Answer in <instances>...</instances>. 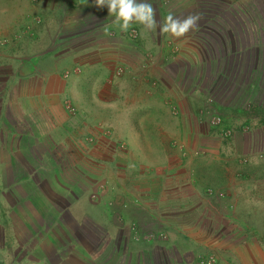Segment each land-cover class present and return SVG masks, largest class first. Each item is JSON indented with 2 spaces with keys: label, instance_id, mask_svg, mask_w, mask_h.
<instances>
[{
  "label": "rangeland",
  "instance_id": "rangeland-1",
  "mask_svg": "<svg viewBox=\"0 0 264 264\" xmlns=\"http://www.w3.org/2000/svg\"><path fill=\"white\" fill-rule=\"evenodd\" d=\"M83 1L18 0L14 10L11 3L0 6L3 76L10 62L17 60V68L22 67L53 47H80L90 37L109 43L102 36L105 26L99 27L109 21L106 7ZM148 2L158 23L169 13L181 19L199 17L198 27L182 37L158 29L147 31L138 23L126 32L118 30L116 36L130 39L131 44L145 43L143 56L132 55L136 70H159L166 83L180 85L187 94L184 103H190L194 118L185 122V130L191 128L196 137L187 140L194 146L189 154L181 151V160L190 168L181 176L197 184L203 202L195 201L191 190L183 187L174 195L171 188L165 193L163 183L154 181L167 179L168 172H143L142 164L130 160L120 141L113 143L109 163L104 162L107 154L98 162L69 154V179L76 180L79 188L69 190L68 200L84 189L90 206L98 205L96 212L106 214L98 220L86 213L80 225L69 222V227L76 241L101 256L96 264H230L238 252L244 253L238 244L244 238L250 244L260 241L264 245V0ZM148 39L159 42L154 52L148 49ZM152 104L156 106V101ZM213 116L220 118L219 124L212 125ZM251 116L256 118L254 123L247 122ZM227 130L229 137L224 136ZM104 132L108 135L107 129ZM203 135L207 137L204 143L210 141L208 146L200 144ZM228 163L238 169L225 174L223 167ZM76 165L78 172L73 169ZM227 178L247 184L241 200L216 191L213 184ZM166 195H170L168 200ZM109 211L116 226L122 227L114 241L122 250L108 261ZM128 239L138 244L137 253L124 248Z\"/></svg>",
  "mask_w": 264,
  "mask_h": 264
},
{
  "label": "crops",
  "instance_id": "crops-1",
  "mask_svg": "<svg viewBox=\"0 0 264 264\" xmlns=\"http://www.w3.org/2000/svg\"><path fill=\"white\" fill-rule=\"evenodd\" d=\"M17 1L6 0L0 6L11 3L14 10ZM112 18L99 26H105L102 36L109 43L90 37L80 47L47 49L22 67L17 68L14 60L5 76L0 70V264H96L101 257L76 241L69 227V222L80 225L86 213L98 220L106 215L96 212L98 205L90 206L84 189L68 200L69 190L79 188L69 179V154L93 162L107 154L104 162L109 163L113 143L122 141L130 160L140 162L143 172H168L167 179L154 181L163 183L165 193L171 188L174 195L183 187L191 190L195 201L203 202L197 184L181 176L190 169L181 160V151L189 154L194 146L187 140L196 137L191 128L185 130V122L193 117L192 106L184 103L187 94L180 85L166 83L159 70H136L132 55L143 56L146 45L118 38L120 29ZM158 43L148 39V49L154 52ZM200 139L201 145H209L210 141L203 142L205 135ZM73 169L78 172L79 166ZM223 169L227 174L238 168L228 163ZM243 182L227 178L213 186L226 197L241 200L247 190ZM107 217L109 261L122 250L114 242L122 227L116 226L110 211ZM238 244L244 253L238 252L230 264H264L260 241L250 244L244 238ZM137 246L128 239L124 248L137 253Z\"/></svg>",
  "mask_w": 264,
  "mask_h": 264
},
{
  "label": "clouds",
  "instance_id": "clouds-1",
  "mask_svg": "<svg viewBox=\"0 0 264 264\" xmlns=\"http://www.w3.org/2000/svg\"><path fill=\"white\" fill-rule=\"evenodd\" d=\"M99 7H106L120 31L126 32L133 23H138L147 31L158 29L172 37H182L185 33L198 27L199 17L189 15L179 18L169 13L163 23L154 18L153 6L148 0H94Z\"/></svg>",
  "mask_w": 264,
  "mask_h": 264
},
{
  "label": "built area",
  "instance_id": "built-area-1",
  "mask_svg": "<svg viewBox=\"0 0 264 264\" xmlns=\"http://www.w3.org/2000/svg\"><path fill=\"white\" fill-rule=\"evenodd\" d=\"M211 123H212V125L213 124L214 125L219 124L220 123V118L218 116L211 117ZM230 135H231V132L229 130H227V131L224 132V136L229 137Z\"/></svg>",
  "mask_w": 264,
  "mask_h": 264
}]
</instances>
